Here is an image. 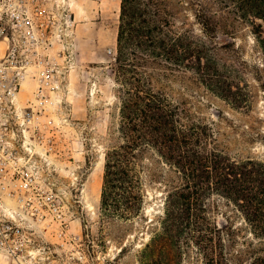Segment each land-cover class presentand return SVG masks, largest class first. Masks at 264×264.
<instances>
[{
	"label": "rangeland",
	"instance_id": "rangeland-1",
	"mask_svg": "<svg viewBox=\"0 0 264 264\" xmlns=\"http://www.w3.org/2000/svg\"><path fill=\"white\" fill-rule=\"evenodd\" d=\"M140 1L144 8L147 1ZM206 1L213 12L218 11L212 16L214 31L207 34L192 5L162 0L164 9L173 14L161 34L164 50L140 48L133 39L124 72L117 63L122 0H69L74 47L61 108L52 118L57 124L62 121L57 130L55 182L65 193L70 231L81 237L84 250L83 259L71 264H239L238 259L246 260L238 251L252 241L250 231L235 206L214 193L204 199V215L218 230L211 241L192 237V228H184L175 238H162L164 204L178 180L174 167L152 148L136 152L142 197L135 201L134 218L117 220L113 206H102L107 154L124 143L120 132L123 72L132 83L128 88L151 89L177 106L181 125L209 128L207 133L214 139L200 146L219 149L233 161L264 163V0ZM196 48H203L202 53L197 54ZM109 49L116 50V60ZM181 50L189 52L185 60ZM228 232L234 235L229 237Z\"/></svg>",
	"mask_w": 264,
	"mask_h": 264
},
{
	"label": "built area",
	"instance_id": "built-area-1",
	"mask_svg": "<svg viewBox=\"0 0 264 264\" xmlns=\"http://www.w3.org/2000/svg\"><path fill=\"white\" fill-rule=\"evenodd\" d=\"M69 0H0V262L84 257L57 187V124L74 47ZM116 60L117 52H108ZM25 91L29 95L25 96ZM63 262V263H61Z\"/></svg>",
	"mask_w": 264,
	"mask_h": 264
},
{
	"label": "trees",
	"instance_id": "trees-1",
	"mask_svg": "<svg viewBox=\"0 0 264 264\" xmlns=\"http://www.w3.org/2000/svg\"><path fill=\"white\" fill-rule=\"evenodd\" d=\"M146 1L141 8L140 0H122L117 63L124 72L129 64L127 49L133 39L140 48L163 49L166 43L161 40V34L173 14L164 9L162 0ZM177 1L192 5L194 16L206 34L214 31L212 16L218 11H212L211 3L206 0ZM149 8H153V12ZM195 50L201 54L203 48ZM188 53L181 50L180 56L185 60ZM124 72L125 87L120 98V132L124 143L107 154L102 206H113L117 220L128 222L134 218L138 210L135 201L142 197L141 169L136 152L152 148L166 164L174 167L178 180L164 204L162 238H175L184 228H192V237L211 241L214 230H218L204 215V199L214 193L235 206L253 238L243 244L245 250L238 251L240 258L246 259L244 262L238 259V263L264 264V163L254 159L233 161L219 149L208 150L200 146L214 139L207 133L209 128L181 125L176 119L177 106L151 89L143 90L140 85L128 88L132 83ZM227 235L231 237L234 233Z\"/></svg>",
	"mask_w": 264,
	"mask_h": 264
},
{
	"label": "crops",
	"instance_id": "crops-1",
	"mask_svg": "<svg viewBox=\"0 0 264 264\" xmlns=\"http://www.w3.org/2000/svg\"><path fill=\"white\" fill-rule=\"evenodd\" d=\"M76 49H77V46H76ZM66 81H67V78H66Z\"/></svg>",
	"mask_w": 264,
	"mask_h": 264
}]
</instances>
